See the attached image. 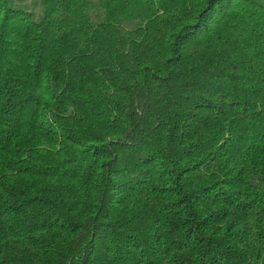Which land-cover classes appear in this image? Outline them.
Instances as JSON below:
<instances>
[{
	"label": "trees",
	"instance_id": "1",
	"mask_svg": "<svg viewBox=\"0 0 264 264\" xmlns=\"http://www.w3.org/2000/svg\"><path fill=\"white\" fill-rule=\"evenodd\" d=\"M31 5L0 0V264H264V0Z\"/></svg>",
	"mask_w": 264,
	"mask_h": 264
},
{
	"label": "rangeland",
	"instance_id": "2",
	"mask_svg": "<svg viewBox=\"0 0 264 264\" xmlns=\"http://www.w3.org/2000/svg\"><path fill=\"white\" fill-rule=\"evenodd\" d=\"M36 0H16V2H19V3H27L29 5H31L33 2H35ZM32 6V5H31ZM36 12H38V10L36 9ZM37 14V13H36Z\"/></svg>",
	"mask_w": 264,
	"mask_h": 264
}]
</instances>
